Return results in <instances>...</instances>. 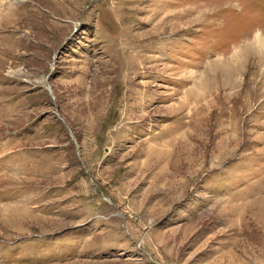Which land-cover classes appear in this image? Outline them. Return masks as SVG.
I'll return each instance as SVG.
<instances>
[{"label":"rangeland","instance_id":"1","mask_svg":"<svg viewBox=\"0 0 264 264\" xmlns=\"http://www.w3.org/2000/svg\"><path fill=\"white\" fill-rule=\"evenodd\" d=\"M0 264H264V0H0Z\"/></svg>","mask_w":264,"mask_h":264},{"label":"bare ground","instance_id":"2","mask_svg":"<svg viewBox=\"0 0 264 264\" xmlns=\"http://www.w3.org/2000/svg\"><path fill=\"white\" fill-rule=\"evenodd\" d=\"M261 43H262V41H261Z\"/></svg>","mask_w":264,"mask_h":264}]
</instances>
